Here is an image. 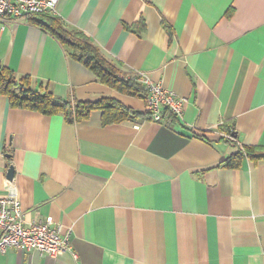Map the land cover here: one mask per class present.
Instances as JSON below:
<instances>
[{
	"label": "crops",
	"instance_id": "1",
	"mask_svg": "<svg viewBox=\"0 0 264 264\" xmlns=\"http://www.w3.org/2000/svg\"><path fill=\"white\" fill-rule=\"evenodd\" d=\"M54 14L185 105L104 125L97 109L68 121L0 93V197L70 229L77 254L11 247L0 264H264V162L243 153L264 147V0H58ZM0 63L72 103L144 111L35 23L0 24Z\"/></svg>",
	"mask_w": 264,
	"mask_h": 264
},
{
	"label": "trees",
	"instance_id": "2",
	"mask_svg": "<svg viewBox=\"0 0 264 264\" xmlns=\"http://www.w3.org/2000/svg\"><path fill=\"white\" fill-rule=\"evenodd\" d=\"M27 21L39 25L56 38L66 52L74 60L90 68L101 83L122 94L145 95L143 86L131 76L132 73L120 70L116 63L101 53L100 48L91 41L90 37L68 26L55 14H39L29 17ZM167 31L169 32V29ZM0 93L6 96L12 107L38 111L45 115L61 113L68 121L81 120L92 109L101 112V121L104 125L151 118L148 112L134 110L111 97L102 96L93 101H75L73 103L61 99L42 86L38 89L33 88L27 75L17 78L12 70L1 63ZM166 112L168 111L165 110L163 115ZM231 131L232 128H226L228 135H231ZM243 153L254 162H264V147H247ZM235 155L237 157L242 153ZM234 159L235 156L227 159L224 164L231 166L235 163Z\"/></svg>",
	"mask_w": 264,
	"mask_h": 264
},
{
	"label": "built area",
	"instance_id": "3",
	"mask_svg": "<svg viewBox=\"0 0 264 264\" xmlns=\"http://www.w3.org/2000/svg\"><path fill=\"white\" fill-rule=\"evenodd\" d=\"M58 0H0V24L14 23L39 14L53 13ZM145 90L144 111L151 119L159 121L167 110L180 118L185 100L144 74L131 75ZM71 230L54 224L52 217L28 220L18 197L14 194L0 197V254L15 247L26 251H38L50 257L68 253L74 259L77 254L71 245Z\"/></svg>",
	"mask_w": 264,
	"mask_h": 264
},
{
	"label": "water",
	"instance_id": "4",
	"mask_svg": "<svg viewBox=\"0 0 264 264\" xmlns=\"http://www.w3.org/2000/svg\"><path fill=\"white\" fill-rule=\"evenodd\" d=\"M13 175H14V169L12 166H9L7 173H6V178L8 180H11L13 178Z\"/></svg>",
	"mask_w": 264,
	"mask_h": 264
}]
</instances>
